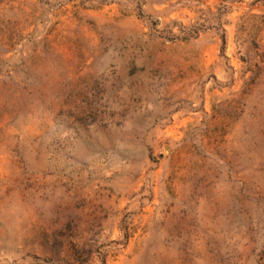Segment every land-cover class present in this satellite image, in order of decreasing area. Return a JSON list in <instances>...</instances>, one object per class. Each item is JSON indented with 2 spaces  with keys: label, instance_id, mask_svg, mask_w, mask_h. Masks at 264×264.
I'll list each match as a JSON object with an SVG mask.
<instances>
[{
  "label": "rangeland",
  "instance_id": "rangeland-1",
  "mask_svg": "<svg viewBox=\"0 0 264 264\" xmlns=\"http://www.w3.org/2000/svg\"><path fill=\"white\" fill-rule=\"evenodd\" d=\"M221 2L0 0V264H264V1Z\"/></svg>",
  "mask_w": 264,
  "mask_h": 264
},
{
  "label": "trees",
  "instance_id": "trees-1",
  "mask_svg": "<svg viewBox=\"0 0 264 264\" xmlns=\"http://www.w3.org/2000/svg\"><path fill=\"white\" fill-rule=\"evenodd\" d=\"M233 0H222V2L219 4L220 7L218 8L219 10V15L220 17L218 18V26L222 27L224 25L223 23V15L228 13V10L230 9L229 3H231ZM259 1H264V0H259ZM193 30V29H192ZM199 30H193V36L198 34ZM224 31V30H223Z\"/></svg>",
  "mask_w": 264,
  "mask_h": 264
}]
</instances>
